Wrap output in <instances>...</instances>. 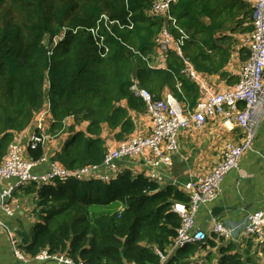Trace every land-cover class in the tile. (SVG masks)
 <instances>
[{
  "label": "trees",
  "instance_id": "obj_1",
  "mask_svg": "<svg viewBox=\"0 0 264 264\" xmlns=\"http://www.w3.org/2000/svg\"><path fill=\"white\" fill-rule=\"evenodd\" d=\"M155 3L0 0L1 159L49 108V139L68 130L69 117L86 125L69 128L51 161L73 169L101 164L107 139L127 140L136 132L135 115L146 113L134 84L155 99L169 90L193 109L201 88L189 64L200 76L225 74L239 36L254 30L255 7L247 0H175L164 13L155 11ZM164 29L174 39L187 36L181 55L159 52ZM162 56L165 67L157 63ZM45 151L28 146L29 157L39 162ZM19 188L34 197L33 225L15 232L30 264H41L35 258L42 251L84 264H260L254 237L242 244L215 232L163 260L182 223L174 206L190 197L180 186H163L143 173L127 169L106 180L56 178ZM114 202L115 209L99 210Z\"/></svg>",
  "mask_w": 264,
  "mask_h": 264
},
{
  "label": "built area",
  "instance_id": "obj_2",
  "mask_svg": "<svg viewBox=\"0 0 264 264\" xmlns=\"http://www.w3.org/2000/svg\"><path fill=\"white\" fill-rule=\"evenodd\" d=\"M175 0H156L154 9L159 13L168 12L171 2ZM255 7L254 30L247 40L249 48L248 59L244 62L239 82L232 88L220 90L208 84L189 64L188 72L201 88V97L195 108L190 109L174 96L167 93L161 99H155L147 89L140 88L137 84L133 89L147 104L146 113L152 119V130L147 136L133 134L127 140L121 142L118 147L107 150L104 161L101 164L84 166L82 168H67L51 161L50 167L45 172L36 171L37 160L24 156L21 138L18 136L10 145L7 154L0 158V180L16 177L14 184L8 185L0 194V208L11 212L6 207V200L13 195V191L21 186L37 183L39 186L47 184L59 178L109 179L116 173V160L124 157H132L151 148L153 158L150 162L154 165H169L171 158L164 152L162 143L167 142L170 150L177 147V134L180 129L190 126L200 127L207 122V114L216 113L223 116L229 122H235L240 126L243 140L240 143L228 142L222 150L212 171L207 175H198L194 180L183 183L180 187L189 195L188 203H176L174 208L182 217V223L178 229V235L169 249V254L163 256L165 260L170 254L189 243H195L206 239L209 235L197 225V214L202 206L214 201L221 188L225 176L232 169H237L243 154L252 149L259 127L264 119V0H247ZM115 23L106 18V22ZM118 22V21H117ZM182 31V30H181ZM183 32V31H182ZM187 36L184 34L174 39L170 30L164 29L158 38L159 52L174 49L182 54L181 46ZM55 41H57L55 39ZM49 108L38 113L32 122L33 132L30 134L29 145L36 147L45 146L49 135L43 133ZM156 178L155 174L148 176ZM170 184V183H169ZM0 231H4L15 257L24 262L30 259L17 247L16 233L4 221L0 220ZM217 233L227 240L234 239L243 242L249 237H254L260 244L259 249L264 248V209L257 210L247 216L242 224L228 225L214 219L210 231ZM33 261V260H32ZM42 264H84L62 254H49L42 251L35 258Z\"/></svg>",
  "mask_w": 264,
  "mask_h": 264
},
{
  "label": "crops",
  "instance_id": "obj_3",
  "mask_svg": "<svg viewBox=\"0 0 264 264\" xmlns=\"http://www.w3.org/2000/svg\"><path fill=\"white\" fill-rule=\"evenodd\" d=\"M249 35L239 36L238 44L225 67V74H204L202 76L208 84L220 90H227L236 85L240 80L243 64L249 55L247 43ZM157 63L160 67H165V57H160ZM167 93L171 92L165 90L164 94ZM135 122L136 132L134 134L147 136L151 133L152 119L147 113L136 114ZM71 126H76L78 130L86 127L85 124H76L75 119L69 117L66 119V128L69 130ZM33 130L34 126L30 125L19 135L24 156H29V138ZM68 130L58 137H52L51 139L57 140L55 143L45 145V158L40 161L36 171L41 173L49 169L51 157L62 150L63 143L71 134ZM104 135L107 136L108 133ZM242 140L243 133L238 124L229 122L216 113H209L207 114V122L203 126H190L179 130L176 149L170 150L167 142L162 143L164 152L169 154L171 158V164L167 166L152 164L150 160L154 159L153 151L148 148L141 154L116 160L117 171L115 174L130 169L134 174L143 173L146 176L155 174L163 186L169 183L181 186L185 182L194 180L198 175L209 174L220 158L225 144L228 142L240 143ZM120 144L109 138L105 144L106 150L118 147ZM16 181V177L0 180V194L8 185L14 184ZM19 189L13 191V195L6 200L5 206L10 207L11 212H8L5 207L0 208V220L6 222L15 232L22 229L29 230L34 222L31 220L33 219L31 210L34 206V197L33 195H26ZM216 204L227 207L216 220L228 225L242 224L249 214L264 209V119L252 149L243 154L238 168L232 169L225 176L217 198L202 206L197 214V225L207 235L211 234L214 221L211 219V207ZM259 257L264 264V248L258 252ZM30 263L32 261L24 262L15 257L6 233L0 231V264Z\"/></svg>",
  "mask_w": 264,
  "mask_h": 264
},
{
  "label": "rangeland",
  "instance_id": "obj_4",
  "mask_svg": "<svg viewBox=\"0 0 264 264\" xmlns=\"http://www.w3.org/2000/svg\"><path fill=\"white\" fill-rule=\"evenodd\" d=\"M47 121V120H46ZM45 128L43 129V133L47 134V123L45 122ZM57 140H54V139H48L46 144H53L55 143ZM119 205V202H114L110 205H106V206H103V207H100L99 210L102 211V210H107V209H115L117 206ZM33 220V219H31ZM261 264H262V260L261 258L259 257V260H258ZM38 263V262H37ZM42 264V263H41Z\"/></svg>",
  "mask_w": 264,
  "mask_h": 264
},
{
  "label": "water",
  "instance_id": "obj_5",
  "mask_svg": "<svg viewBox=\"0 0 264 264\" xmlns=\"http://www.w3.org/2000/svg\"><path fill=\"white\" fill-rule=\"evenodd\" d=\"M227 207L221 205H213L211 207V219H217L218 216L226 209Z\"/></svg>",
  "mask_w": 264,
  "mask_h": 264
}]
</instances>
